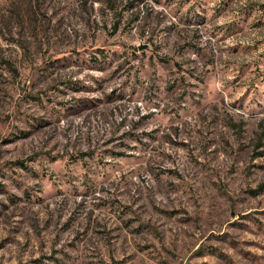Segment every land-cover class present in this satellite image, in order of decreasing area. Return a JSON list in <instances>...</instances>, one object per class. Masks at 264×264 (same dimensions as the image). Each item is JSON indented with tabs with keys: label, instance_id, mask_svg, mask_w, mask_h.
<instances>
[{
	"label": "rangeland",
	"instance_id": "374dc122",
	"mask_svg": "<svg viewBox=\"0 0 264 264\" xmlns=\"http://www.w3.org/2000/svg\"><path fill=\"white\" fill-rule=\"evenodd\" d=\"M0 264H264V0H0Z\"/></svg>",
	"mask_w": 264,
	"mask_h": 264
}]
</instances>
